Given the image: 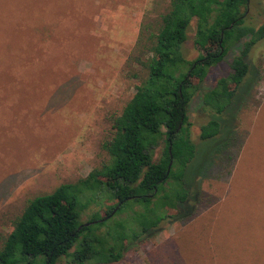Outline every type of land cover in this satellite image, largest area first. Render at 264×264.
<instances>
[{"label":"rangeland","instance_id":"obj_1","mask_svg":"<svg viewBox=\"0 0 264 264\" xmlns=\"http://www.w3.org/2000/svg\"><path fill=\"white\" fill-rule=\"evenodd\" d=\"M167 5L0 0V239L28 200L107 161L101 145L111 137L110 118L138 84L127 56L141 23L156 20ZM246 15L263 23L264 0H249ZM194 26L191 21L183 44L188 61L203 54L193 44ZM236 53L230 50L208 71L186 110L197 149L186 175L188 182L195 176L190 190L198 195L190 217L177 219L167 209L165 221L113 264H264V40L247 57V90L226 118L233 142L217 156L211 143L199 140L211 115L201 96ZM163 147L161 137L151 149L152 162ZM100 208L90 206L80 220L102 215Z\"/></svg>","mask_w":264,"mask_h":264},{"label":"trees","instance_id":"obj_2","mask_svg":"<svg viewBox=\"0 0 264 264\" xmlns=\"http://www.w3.org/2000/svg\"><path fill=\"white\" fill-rule=\"evenodd\" d=\"M248 2L168 0L156 20L141 23L126 59L138 84L110 118L111 137L101 145L107 161L28 200L0 239V264H113L165 221L167 209L177 219L190 217L198 195L190 190L195 176L188 182L186 175L197 149L186 110L197 84L235 49L228 71L201 96L211 115L199 128V140L211 143L217 156L231 145L234 128L225 123L247 90V57L264 40V22L247 17ZM191 21L193 44L203 54L188 61L183 44ZM161 137L162 155L154 163L150 152ZM90 206L101 207L102 215L82 222Z\"/></svg>","mask_w":264,"mask_h":264},{"label":"water","instance_id":"obj_3","mask_svg":"<svg viewBox=\"0 0 264 264\" xmlns=\"http://www.w3.org/2000/svg\"><path fill=\"white\" fill-rule=\"evenodd\" d=\"M168 168H169V165H168V167H167V171H168ZM101 221V220H100Z\"/></svg>","mask_w":264,"mask_h":264}]
</instances>
